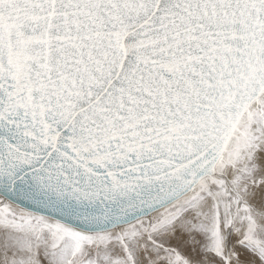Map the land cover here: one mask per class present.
I'll return each instance as SVG.
<instances>
[{
	"label": "snow or ice",
	"instance_id": "snow-or-ice-1",
	"mask_svg": "<svg viewBox=\"0 0 264 264\" xmlns=\"http://www.w3.org/2000/svg\"><path fill=\"white\" fill-rule=\"evenodd\" d=\"M0 264H264V0H0Z\"/></svg>",
	"mask_w": 264,
	"mask_h": 264
}]
</instances>
